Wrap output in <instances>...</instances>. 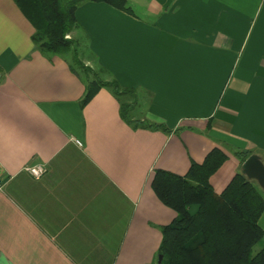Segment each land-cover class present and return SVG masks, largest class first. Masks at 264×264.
<instances>
[{
	"label": "crops",
	"instance_id": "obj_1",
	"mask_svg": "<svg viewBox=\"0 0 264 264\" xmlns=\"http://www.w3.org/2000/svg\"><path fill=\"white\" fill-rule=\"evenodd\" d=\"M128 2L132 13L80 5L76 38L87 65L139 92L135 117L170 132L125 121L107 87L82 107L84 81L0 0V264H158L176 213L152 187L156 169L184 176L220 148L221 194L241 170L236 150L264 163V0ZM37 164L40 178L25 171Z\"/></svg>",
	"mask_w": 264,
	"mask_h": 264
},
{
	"label": "trees",
	"instance_id": "obj_2",
	"mask_svg": "<svg viewBox=\"0 0 264 264\" xmlns=\"http://www.w3.org/2000/svg\"><path fill=\"white\" fill-rule=\"evenodd\" d=\"M14 1L35 27L33 41L37 48L66 58L84 81L82 107L107 87L120 102L125 121L135 128L170 132L162 124L132 116L139 92L121 86L102 66L87 65L83 59L85 52L82 56L79 53V45L87 42L85 37H74L76 31L82 30L75 16L77 8L86 2H98L132 13L128 0ZM252 154L250 150L234 152L241 170L221 194L214 191L210 181L228 159L220 148L211 150L202 163H192L184 176L162 169L154 171L152 187L156 195L176 213L173 222L161 228V264H264V229L259 223L264 214V196L258 184L242 170ZM193 206L198 207L196 212L191 211Z\"/></svg>",
	"mask_w": 264,
	"mask_h": 264
},
{
	"label": "water",
	"instance_id": "obj_3",
	"mask_svg": "<svg viewBox=\"0 0 264 264\" xmlns=\"http://www.w3.org/2000/svg\"><path fill=\"white\" fill-rule=\"evenodd\" d=\"M242 170L249 179L255 180L264 191V163L259 155L252 154L242 165ZM163 258V255L159 256L158 264L162 263Z\"/></svg>",
	"mask_w": 264,
	"mask_h": 264
},
{
	"label": "built area",
	"instance_id": "obj_4",
	"mask_svg": "<svg viewBox=\"0 0 264 264\" xmlns=\"http://www.w3.org/2000/svg\"><path fill=\"white\" fill-rule=\"evenodd\" d=\"M75 143L79 146H82V142L80 140L76 139ZM25 171L36 178H40L47 172V167L43 164L28 165L25 167ZM4 184L5 180L0 173V190L3 188Z\"/></svg>",
	"mask_w": 264,
	"mask_h": 264
},
{
	"label": "rangeland",
	"instance_id": "obj_5",
	"mask_svg": "<svg viewBox=\"0 0 264 264\" xmlns=\"http://www.w3.org/2000/svg\"><path fill=\"white\" fill-rule=\"evenodd\" d=\"M76 36H77V31H76V33L74 34V37L76 38ZM80 47H79V53H81V56L84 54V52H85V54L87 55V54H90L89 53V50L87 49V45L85 44V42L83 41L82 43H81V45H79ZM86 63V62H85ZM126 99H128V98H126ZM144 105H145V102L144 101H140V99L138 100V103L136 104V107H135V109L132 111V113H131V115L132 116H135V115H137L141 110H142V108L144 107ZM255 181V180H254ZM256 182V181H255ZM257 183V182H256ZM258 184V183H257ZM258 187H259V190L261 191V193L264 195V191L262 190V188L258 185Z\"/></svg>",
	"mask_w": 264,
	"mask_h": 264
}]
</instances>
